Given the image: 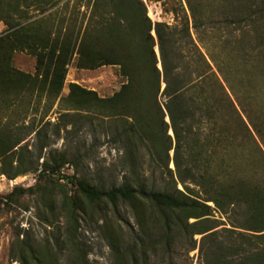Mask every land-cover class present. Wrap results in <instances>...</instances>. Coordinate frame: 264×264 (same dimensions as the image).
Here are the masks:
<instances>
[{
  "label": "trees",
  "instance_id": "trees-1",
  "mask_svg": "<svg viewBox=\"0 0 264 264\" xmlns=\"http://www.w3.org/2000/svg\"><path fill=\"white\" fill-rule=\"evenodd\" d=\"M225 3L231 10L221 9ZM187 9L172 8L169 24L153 21L143 0H0V174L43 179L50 172L75 186L102 212L110 264H148L159 248L169 252L194 234L212 239L206 264H264V0L187 1ZM16 52L34 58L33 72L13 65ZM72 61L78 69L117 66L124 80L110 96L75 82L62 96ZM40 104L44 115L35 121ZM54 105L57 136L92 125L97 115L115 119L125 173L119 184L105 188L60 174L72 158L55 149L43 154L50 144L43 117ZM145 155L170 181L141 173ZM35 187L14 186L0 194V205L18 203ZM42 198L54 208L50 194ZM120 203L131 210L138 235L125 238L113 229ZM62 205L71 216L79 209L74 198ZM213 209L235 215L232 225L256 241H217V224L208 217ZM71 216L53 242L12 230L11 262L88 264Z\"/></svg>",
  "mask_w": 264,
  "mask_h": 264
},
{
  "label": "rangeland",
  "instance_id": "rangeland-1",
  "mask_svg": "<svg viewBox=\"0 0 264 264\" xmlns=\"http://www.w3.org/2000/svg\"><path fill=\"white\" fill-rule=\"evenodd\" d=\"M143 1L147 6V14L153 21H164L171 24L174 22L172 8L179 7L188 12L187 1L194 5L199 0ZM230 1L232 2V0ZM245 1L257 6L260 0H243V3ZM231 8L232 6L227 3L221 7V9L227 11ZM4 28V24L0 22V33ZM230 28L225 27L224 32ZM12 63L16 68L25 72L34 71V58L26 53L16 52L13 55ZM123 80L124 78L117 66L105 65L95 69H78L72 61L68 66L61 95L65 96L67 94L69 82H75L95 91L101 97L110 96L118 90ZM41 105L36 111L35 121H38L44 115L42 114ZM57 108V105H54L43 117V122L50 121L49 125L46 126L50 144L44 149L43 154L47 156L49 155L48 150L55 149L60 154H66L67 158H72L71 162L60 168V174L71 175L74 173L76 176L86 178L91 183L104 185L105 188L119 184L125 173L121 157L122 150L119 148V142L116 140L114 132L115 119L97 115L94 117L92 125L85 124L80 128H74L72 132L68 133L65 129H61L57 136L52 134L55 123L60 124L59 122H61V119H58ZM29 118H32L31 115L26 120ZM67 128H70V126H67ZM28 140L30 144L33 143L35 141L34 136L31 134ZM169 154H172L171 150ZM143 159L144 164L141 173L145 177L148 179L154 178L159 184L170 181L167 172L162 174L159 169H156L149 156L145 155ZM41 161L42 159L39 160V162ZM169 166L172 168L171 161ZM46 174L47 176L43 179H37L36 173L20 175L13 179L0 174V194L8 193L17 185L23 187L36 185L34 189L36 194H25L16 204L0 205V264H15L10 260L9 245L12 239L11 231L15 230L16 227H19L22 233L24 228L27 229L29 235L39 241L49 240L53 242L55 235L58 233L65 234L71 226L69 217L71 214L67 210V206L64 208L62 203L70 201L71 198L76 199L79 204V209L71 216L76 218V221H74V225L77 226L75 241L83 247L88 264H110L111 251L104 236L106 227L103 226L102 212L95 203L84 201L76 187L68 183L65 178L56 181V174L52 175L50 172ZM177 188L182 189V186L178 183ZM43 191L54 198L55 205L53 209H51L50 204L49 206L44 202L43 198L40 199ZM207 203L214 208L211 202ZM117 210L121 219L114 218L111 211H109L114 220L113 229L117 233H123L125 238L128 235H138L140 230L129 207L120 203ZM211 214L208 217L215 220L217 224V227L213 229L217 230L214 235L217 241L228 245L234 244L235 241H240L245 237L253 242L256 241L257 238L256 235H252L253 232L244 231L243 233V229L232 225L236 220L235 215L222 214L217 209H213ZM45 218L53 222L52 225L45 224ZM192 221L194 219L190 218L189 222ZM98 225H101V227L99 228ZM201 236L200 234H194L192 241L187 239L176 242L169 252L159 248L155 254L150 256L148 264H206V257L209 255L208 249L213 242L211 238L201 239ZM20 238H22V234ZM194 240L195 245L191 248ZM63 252V259H65L69 254L68 248H64Z\"/></svg>",
  "mask_w": 264,
  "mask_h": 264
},
{
  "label": "water",
  "instance_id": "water-1",
  "mask_svg": "<svg viewBox=\"0 0 264 264\" xmlns=\"http://www.w3.org/2000/svg\"><path fill=\"white\" fill-rule=\"evenodd\" d=\"M153 33V32H152ZM154 34V33H153ZM155 50L157 51V47H155ZM157 55H158V51H157ZM158 66L160 67V64L158 63ZM164 87V83H162L161 85V89H163ZM166 121L168 122V117L166 116ZM170 134H171V131H170Z\"/></svg>",
  "mask_w": 264,
  "mask_h": 264
},
{
  "label": "bare ground",
  "instance_id": "bare-ground-1",
  "mask_svg": "<svg viewBox=\"0 0 264 264\" xmlns=\"http://www.w3.org/2000/svg\"><path fill=\"white\" fill-rule=\"evenodd\" d=\"M160 18V17H159Z\"/></svg>",
  "mask_w": 264,
  "mask_h": 264
}]
</instances>
